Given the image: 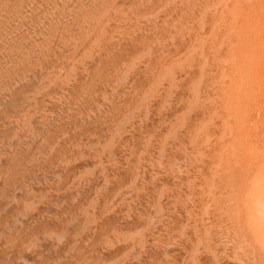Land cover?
I'll return each mask as SVG.
<instances>
[{
	"label": "rangeland",
	"instance_id": "rangeland-1",
	"mask_svg": "<svg viewBox=\"0 0 264 264\" xmlns=\"http://www.w3.org/2000/svg\"><path fill=\"white\" fill-rule=\"evenodd\" d=\"M0 264H264V0H0Z\"/></svg>",
	"mask_w": 264,
	"mask_h": 264
}]
</instances>
